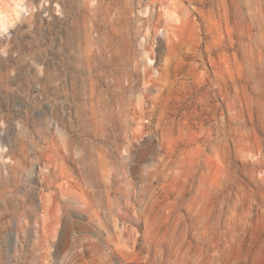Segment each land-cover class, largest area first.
Returning <instances> with one entry per match:
<instances>
[{"label":"rangeland","instance_id":"rangeland-1","mask_svg":"<svg viewBox=\"0 0 264 264\" xmlns=\"http://www.w3.org/2000/svg\"><path fill=\"white\" fill-rule=\"evenodd\" d=\"M1 22L0 264H264V0Z\"/></svg>","mask_w":264,"mask_h":264},{"label":"bare ground","instance_id":"bare-ground-1","mask_svg":"<svg viewBox=\"0 0 264 264\" xmlns=\"http://www.w3.org/2000/svg\"><path fill=\"white\" fill-rule=\"evenodd\" d=\"M30 11H31L30 9H25L24 7H20L18 9L17 14L20 15L21 13H23L24 15H28L30 13ZM6 31H7V27H6L5 23L1 22L0 23V33H4Z\"/></svg>","mask_w":264,"mask_h":264}]
</instances>
